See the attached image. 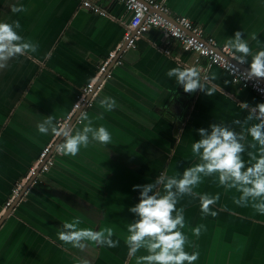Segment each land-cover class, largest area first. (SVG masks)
I'll use <instances>...</instances> for the list:
<instances>
[{"label":"crops","instance_id":"obj_1","mask_svg":"<svg viewBox=\"0 0 264 264\" xmlns=\"http://www.w3.org/2000/svg\"><path fill=\"white\" fill-rule=\"evenodd\" d=\"M80 1L0 0V22L18 21V34L38 45L36 52L9 60L0 70V219L11 188L54 134H40L37 123L51 115L56 124L65 116L80 88L94 78L98 64L122 39V4L96 0L109 12L102 16L83 9ZM164 2L172 16L186 17L218 45L228 44L241 31L251 49L243 57L247 65L264 49V0ZM13 4L23 5L24 11L12 13ZM121 55L122 64L108 67L109 77L84 112L93 127L110 132L111 143H90L81 146L77 156H57L50 170L39 176L41 181L27 188L0 222V264H135L125 245L127 225L137 219L128 211L139 198L133 185L153 183L159 176L180 178L184 169L194 166L198 157L191 153V144L200 139L198 129L210 133V125L216 123L240 133L259 122L245 121L250 111L257 114L255 106L264 99L233 84L217 66L207 69L206 80L200 75L206 88H217L214 94L207 96L199 89L185 93L166 73L191 68L195 54L157 29H150L135 48ZM104 97L114 98L117 107L102 108ZM241 103L249 107L241 109ZM82 127L72 126L73 134ZM248 140L251 137L244 141L246 148ZM244 159L248 160L246 154ZM194 191L220 194L211 206L215 217L201 214L198 197L183 196L177 204L184 209L185 250L200 254L194 264H264V215L236 205L233 201L240 193L220 186L216 176L202 178ZM77 219V229L112 228L119 246L85 241L88 247L81 250L63 244L57 238L62 225ZM201 225L196 237L193 229ZM146 254L141 249L137 256Z\"/></svg>","mask_w":264,"mask_h":264},{"label":"clouds","instance_id":"obj_2","mask_svg":"<svg viewBox=\"0 0 264 264\" xmlns=\"http://www.w3.org/2000/svg\"><path fill=\"white\" fill-rule=\"evenodd\" d=\"M10 11L20 13L24 8L23 5L13 4ZM19 28L18 21L0 22V70L7 67L9 60L37 51L38 45L26 42L16 31ZM252 39L257 38L253 35ZM225 47L243 54L236 56L233 53L232 58L239 63H244L243 57L251 52L241 31L235 32L233 39L228 41ZM166 75L169 78L175 77L176 84L181 85L185 93L191 94L199 89L205 95L211 96L217 91L216 87L206 88L201 83L200 70L195 67L172 68ZM253 77L264 78V49L252 55L246 79ZM99 103L106 110L117 107L116 100L112 97H104ZM248 107L247 103L240 104L241 109ZM254 111L257 114L254 116L250 111L245 122H259L251 124L240 133L216 123L210 125V133L204 128L198 129L200 139L191 144V153L198 157V162L184 169L180 178L172 175L165 180L163 176H159L153 183L133 185V191L139 189V198L138 202L128 209L137 217L127 225L125 245L129 260L135 258V264H194L199 259L198 251L189 254L185 250L188 238L181 231L185 227L184 209H178L177 204L183 196L198 197L201 214L215 217L217 212L213 211L211 206L219 201L220 194L198 195L194 191L204 177L216 176L220 186L226 190L235 189L240 193L239 198H234L236 205L250 206L257 213L264 215V103L257 104ZM98 118L102 119V114ZM80 120L83 127L75 134L68 126L58 129L51 115L38 122L36 128L40 134L46 135L51 131L62 137L61 143L56 145V151L62 156H77L81 146L87 147L90 143L103 146L111 143L112 136L105 127H93V122L86 113L81 115ZM85 121L87 123H84ZM233 123H239V120ZM249 137L251 140H248L246 148L244 141ZM245 154L247 161L244 159ZM157 185H162V189L157 188ZM78 223V219L75 223H64L58 233L59 241L81 250L88 247L85 241L108 248L119 246L120 241L112 239V228H105L103 231L77 229ZM203 227L201 225L194 228L193 235L199 237ZM141 249L147 254L137 256Z\"/></svg>","mask_w":264,"mask_h":264},{"label":"built area","instance_id":"obj_3","mask_svg":"<svg viewBox=\"0 0 264 264\" xmlns=\"http://www.w3.org/2000/svg\"><path fill=\"white\" fill-rule=\"evenodd\" d=\"M95 1L81 0L80 5L83 9L92 13L109 16L107 9ZM101 1L109 4L120 3L123 5L126 22L123 23L124 32L122 39L98 64L94 78L80 88L70 111L58 119L56 123L58 129H62L65 126L71 128L81 123V115L92 106L98 91L104 85L106 78L109 77L108 67L111 64H122V52L135 48L136 42L150 29H157L167 39L177 42L183 50L193 52L195 54V65L197 66L201 61L203 63L198 68L203 80L207 79V69L211 66H217L229 74L233 84L249 88L264 99V78L253 77L252 79H246L249 65L245 63V60L244 63H239L233 59L234 52L229 47L218 45L211 36H205L202 29L186 17L181 15L172 16L164 0ZM168 52V49L165 48L164 53L168 54ZM235 55L238 56L237 54ZM195 65L192 67L196 68ZM61 141L62 137H58L54 133L51 140L41 148L37 157L28 168L27 173L11 188L10 194L4 203L5 209L20 194L24 185L32 179L33 175L36 174L31 180L30 185L41 181L39 176L47 173L54 164L55 158L60 155L56 151V145L61 143Z\"/></svg>","mask_w":264,"mask_h":264},{"label":"water","instance_id":"obj_4","mask_svg":"<svg viewBox=\"0 0 264 264\" xmlns=\"http://www.w3.org/2000/svg\"><path fill=\"white\" fill-rule=\"evenodd\" d=\"M71 125V124H70ZM69 125V126H70ZM36 176V174L35 175H33V177H32V179L34 178ZM31 179V180H32ZM31 180L29 181V182H27L25 185H24V187L22 188V190H21V192H20V194L13 200V202L4 210V212H3V215H2V217H1V219H0V222H1V220L4 218V217H6L13 209H14V207L16 206V204L19 202V200H20V198L24 195V192L26 191V189L29 187V185H30V182H31Z\"/></svg>","mask_w":264,"mask_h":264}]
</instances>
